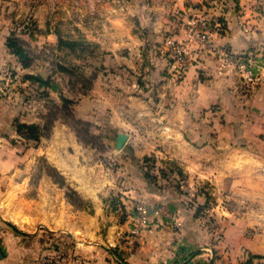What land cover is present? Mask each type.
<instances>
[{"label": "crops", "instance_id": "0c3cea01", "mask_svg": "<svg viewBox=\"0 0 264 264\" xmlns=\"http://www.w3.org/2000/svg\"><path fill=\"white\" fill-rule=\"evenodd\" d=\"M98 7L110 46L126 54L114 52L116 73H90L89 88L74 96L70 87L68 94L44 89L53 104L74 101L73 119L57 118L38 143L16 126L44 125L23 98L25 90L44 92L51 76L22 68L0 31V78L12 62L15 86H29L0 97V264H240L246 255L264 264V0H103ZM193 19L210 23L211 42L245 57L262 82L246 84L195 42L190 65L175 74L163 39L186 40ZM73 120L89 123L103 149L79 141ZM118 134L126 135L120 150ZM66 187L81 207L67 200ZM137 198L166 206L181 226L160 215L132 234Z\"/></svg>", "mask_w": 264, "mask_h": 264}, {"label": "rangeland", "instance_id": "374dc122", "mask_svg": "<svg viewBox=\"0 0 264 264\" xmlns=\"http://www.w3.org/2000/svg\"><path fill=\"white\" fill-rule=\"evenodd\" d=\"M102 3L103 0H0V31L6 32V39L14 37L25 42L24 45L18 46L33 60L32 66L26 69L32 73H49L50 91L59 89L68 94L70 87L72 93L70 91L69 95L74 96L77 90L89 88L93 77L90 73H116L112 67V61L116 56L113 55L114 48L109 44L106 15L102 14L98 7ZM188 47L190 48V45ZM115 53L126 54L122 48ZM14 58L19 64L18 59L15 56ZM169 61L171 65V60ZM190 63L191 61L189 65ZM189 65L180 73H184ZM118 69L119 72H124L123 66ZM17 71L16 65L8 62L1 72L6 73L0 78V86L7 87L3 97L14 93L21 86L24 90L29 88L25 84L15 86ZM39 88L44 92H38L40 95L38 93L29 95V91L25 90L23 99L29 101L30 109L42 116L45 125L53 113L55 114L53 106L56 104L47 99V96H50L45 91L46 85ZM37 102L39 103L35 104ZM30 103L34 105L31 106ZM24 111L28 116H34L29 111ZM57 118L70 119L61 111L56 113L55 120ZM81 129V133L85 132L84 128ZM86 129L87 133H83V138L90 141L91 127ZM20 132L23 139L27 140L24 136L25 131ZM101 142L100 138L93 142L98 150L103 147ZM37 164L55 180L54 173L50 171V166L45 161L40 159ZM37 181L38 176H33L31 182Z\"/></svg>", "mask_w": 264, "mask_h": 264}, {"label": "built area", "instance_id": "2783aa9c", "mask_svg": "<svg viewBox=\"0 0 264 264\" xmlns=\"http://www.w3.org/2000/svg\"><path fill=\"white\" fill-rule=\"evenodd\" d=\"M210 23L205 19H193L188 24L186 40L177 41L171 36L163 39V48L171 60V69L175 74L180 73L191 61L189 45L193 42L200 46L208 47L221 64H232L239 72L241 79L249 85H255L262 82V77L252 73L248 68V61L243 56H236L229 51L227 47H216L210 40L209 35ZM6 85L0 86V97L5 95ZM5 91V92H4ZM167 215L170 225L179 228L181 222L174 213H171L164 205H152L143 198L134 200V217L132 219L131 233L138 235L141 231L147 229L154 217ZM2 250L0 248V255Z\"/></svg>", "mask_w": 264, "mask_h": 264}, {"label": "trees", "instance_id": "16d2710c", "mask_svg": "<svg viewBox=\"0 0 264 264\" xmlns=\"http://www.w3.org/2000/svg\"><path fill=\"white\" fill-rule=\"evenodd\" d=\"M24 43L25 42L21 41L20 39L13 37V38H7L5 45H6V48L8 49V51L11 54H13L18 59L20 66L22 68L26 69V68H29V67L32 66V63H33L32 61L33 60L28 55V53H26L25 51H23V50H21L19 48L18 45L22 46V45H24ZM169 60H170V58H169ZM25 79H27V80H33L29 76H25ZM48 85H49V82L46 83V86H48ZM73 104H74V101L69 100V99L64 98V97H61L60 98V104L53 106V108L55 110L54 111L55 114L53 113V116L55 115V117L52 116L51 119L49 120V122L47 121V123H45L44 127L43 126L40 127V126H36V125L17 124V126H16L17 132H20V131H23L24 130L25 131L24 136H25L26 139L31 140L34 143H38L39 140L42 137H48L50 135L51 129L53 127L54 120L56 118V113L58 111L59 112L60 111L63 112L64 113V116H67L68 118L73 119L72 118V106H73ZM73 123H74L75 132L77 134V137H78L79 141H81L84 144H90V145L95 146V143H93V142L95 140L99 139V137H95L94 135L89 134L91 136V140L90 141H86L83 138V133H87V129L86 128L89 129L91 127V125L89 123H86V122L75 121V120H73ZM81 128H84L85 132H82L81 133V130H82ZM40 130H43L45 132L44 133H41ZM102 149H103V147H102ZM149 160L150 159L144 160L143 163H142V165L144 167H148L147 164H148V161ZM50 171H52L54 173V177H55V180L54 181L56 183H58L59 185H61V186H65L64 179L59 174V172L56 169L52 168V167H50ZM148 171L145 172V176L148 179H151L153 182H155L154 181L155 178L153 177V175H150V173H148ZM164 175L165 174L163 173V176ZM66 198L74 206L81 207L83 205V202L81 201V199H79V197L76 194V192H74L72 189H70L68 187H66ZM255 258L256 257H254V256L246 255V259L242 263H240V264H253V260Z\"/></svg>", "mask_w": 264, "mask_h": 264}, {"label": "water", "instance_id": "95a60500", "mask_svg": "<svg viewBox=\"0 0 264 264\" xmlns=\"http://www.w3.org/2000/svg\"><path fill=\"white\" fill-rule=\"evenodd\" d=\"M31 77H33L38 82H41V83L44 82L39 76H31ZM125 141H126V135L125 134H118L116 136V145H115L116 149L120 150L123 147Z\"/></svg>", "mask_w": 264, "mask_h": 264}]
</instances>
